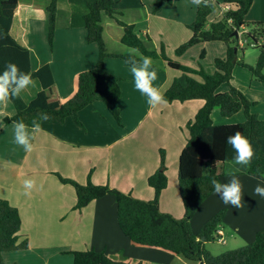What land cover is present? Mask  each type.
I'll list each match as a JSON object with an SVG mask.
<instances>
[{
    "label": "crops",
    "instance_id": "1",
    "mask_svg": "<svg viewBox=\"0 0 264 264\" xmlns=\"http://www.w3.org/2000/svg\"><path fill=\"white\" fill-rule=\"evenodd\" d=\"M50 1L45 0L46 4ZM88 1L90 0L58 1L53 49L48 43L46 18L29 21L27 26L17 18L12 29L14 37L30 51L32 71H37L46 64L50 65L62 99L73 92L76 74L93 69L98 61L97 45L86 42V29L79 24L80 15L86 12L85 4ZM210 1L216 4V9L208 19L211 23L207 24V28L220 21L227 9H232L223 0ZM114 2L116 19H123L122 22L134 26L142 40L147 36L151 38V42L144 41L146 46L159 52L160 47L165 45L170 59H178L184 63L188 53L180 58L175 51L192 35L187 26L195 20L197 6L191 0H175L172 6L163 4L156 14L154 9L160 5V0ZM73 6L79 13L75 27L72 26ZM116 19L103 14V36L111 54H126L129 50L121 44L123 28ZM246 21L249 24L264 22V0H254ZM247 31L245 28L241 32ZM111 40L115 44L120 43V50H111ZM213 43L205 44L206 48H214L216 51L214 64L215 59L226 56V47L221 42ZM152 62L158 77L153 82L154 86L163 94L174 79L185 82L182 73L169 68L166 61L161 59ZM105 66L111 74L121 79L118 105L122 109V125L117 123L105 103L96 102L80 111L77 119L69 117L63 123H42L41 131L32 140L34 150L26 153L14 142L13 122L4 121L6 117L15 115V106L9 101L6 107L0 108L4 113L0 115V198L19 210L21 230L18 243H28L25 250L4 253L6 264H74L71 253L87 250L152 264H172L176 260L183 262L167 253L133 247L119 229L117 202L112 195L95 200L82 210H75L77 197L74 188L62 184L55 175L86 184L91 174L90 180L95 185H109L139 200L151 201L154 199V190L148 186L147 181L158 170L160 151L164 150L168 185L161 193L159 208L161 212L176 219L184 217L178 184V162L188 139L187 123L194 119L203 106V101H174L152 108L147 104L146 97L135 89L130 67L123 60L107 58ZM210 69L209 72H213L212 67ZM232 84L256 103L252 111L258 114L259 119L264 120V82L252 78L247 69L236 66ZM40 90L39 82L33 80V84L22 91L21 96L30 102ZM228 90V85L219 88L221 93ZM212 118L216 125L245 121L242 111L231 117H222L217 109ZM230 163H226L225 173ZM237 175L243 185L244 207L237 209L225 204L219 195L213 193L191 220L194 233L218 212L225 210V218L218 232L221 231L226 237L225 225L237 235L232 243L237 244L240 238L246 244L253 243L264 225V197L254 192L258 184L264 187V176L250 175L248 168L242 169ZM253 176L256 178H252ZM28 178L35 179L37 185L30 197L23 195L22 186L23 180ZM229 179L225 175L221 183H227ZM250 193H253V198ZM223 242L226 244L225 239ZM240 247L235 246L231 250ZM184 264L200 262L188 261Z\"/></svg>",
    "mask_w": 264,
    "mask_h": 264
},
{
    "label": "trees",
    "instance_id": "2",
    "mask_svg": "<svg viewBox=\"0 0 264 264\" xmlns=\"http://www.w3.org/2000/svg\"><path fill=\"white\" fill-rule=\"evenodd\" d=\"M58 1L51 0H0V74L8 63H15L21 71L30 73L33 80L41 85L34 99L27 102L23 97L10 101L16 109L13 117H6L5 123L23 120L29 128L34 119L40 123H63L69 117L77 119L80 111L96 103L103 102L119 125H122V109L118 102L121 98V79L111 74L105 66L107 58L123 60L127 66L129 53L111 54L103 36V14L115 18L114 0H90L86 2V12L80 15V25L86 29V42L98 47V61L93 69L76 74L74 90L69 97L62 99L59 95L53 73L49 64L37 71L31 69L30 51L12 34L14 22L17 18L24 21L26 26L32 20H47L48 43L53 49L55 30L57 26ZM175 0H160V5L154 9L158 13L161 5L172 6ZM254 0H223L232 9L224 13L223 18L212 23L207 28L208 19L216 9V4L210 1L209 6H197L195 20L187 27L191 31V38L178 47L177 56L183 55L192 47L200 43L221 42L226 47V56L214 60V71L204 69L193 70L171 60L162 45L160 53L149 50L146 41L151 42L149 36L146 41L136 33L134 26L117 20L123 28L121 44L128 50L136 48L139 52L152 60L158 58L167 62L169 68L185 74V82L174 79L169 89L164 93L168 103H181L191 100H202L193 120L187 123L188 139L181 151L178 162V184L184 207V217L176 219L161 212L159 199L163 190L167 188V166L165 151H160L158 170L148 178V186L154 190L151 201L139 200L130 194L123 193L109 185H95L88 176L86 184L64 178L55 174L62 184L74 188L77 203L75 210H82L91 202L112 195L117 202V223L121 232L130 240L133 247L156 250L176 257H183L187 261L202 262L203 264H264V229L256 234L255 241L244 247L227 251L221 255H212L205 246L209 241L217 240V233L223 224L226 211L222 210L208 220L198 235L191 229V220L200 206L214 193L210 183L212 178L219 182L226 175L225 165L232 161L234 155L226 138L240 131L251 142L255 156L248 168L250 175L264 176V120L252 111L256 106L243 92L232 84L233 71L241 66L251 72L252 76L264 82V22L249 24L246 15ZM76 12L73 11L72 26L77 25ZM249 28L245 37L254 49L259 50V56L254 66L244 63L238 58L235 49L240 48L239 39L234 32H241ZM205 51H202V57ZM139 60V56L136 57ZM193 76H198V81ZM228 85L229 90L219 92V88ZM220 111L222 117H231L243 112L245 121L238 124L216 125L212 115L215 110ZM46 112L48 120H39V114ZM80 124V122L78 121ZM258 170V171H257ZM21 230L19 210L7 200L0 198V264H6L3 254L17 250H25L28 243H18ZM205 238V241H201ZM74 264H152L132 258H115L105 252L94 250L76 251Z\"/></svg>",
    "mask_w": 264,
    "mask_h": 264
},
{
    "label": "clouds",
    "instance_id": "3",
    "mask_svg": "<svg viewBox=\"0 0 264 264\" xmlns=\"http://www.w3.org/2000/svg\"><path fill=\"white\" fill-rule=\"evenodd\" d=\"M191 2L196 6L210 5V0H191ZM137 56H139V60L136 59ZM127 63L130 65L134 87L146 97L147 104L152 108L166 105L168 101L163 92L155 87L153 83L158 77L156 70L152 67V59L143 56L138 49L130 48ZM32 84L33 79L30 73L21 71L15 63H8L5 70L0 74V108L6 107L11 99L19 98L21 92ZM0 115H4V113L0 111ZM49 118L46 112L39 114V120H48ZM40 131L41 125L37 119L33 120L31 131H29V126L23 120L13 122L14 142L21 146L26 153H31L34 150L32 140L34 135ZM226 143L234 153L226 173L230 179L227 183H221L212 178L210 183L213 186L214 193L219 195L225 204H230L239 209L244 207V203H242L243 185L237 174L242 169L251 166L255 150L249 139L240 131L229 135L226 138ZM252 178L255 179L256 177L253 176ZM22 186L24 189L23 195L30 197L37 185L35 179L28 178L23 180ZM254 192L256 195L264 197V187L259 184L255 187Z\"/></svg>",
    "mask_w": 264,
    "mask_h": 264
},
{
    "label": "rangeland",
    "instance_id": "4",
    "mask_svg": "<svg viewBox=\"0 0 264 264\" xmlns=\"http://www.w3.org/2000/svg\"><path fill=\"white\" fill-rule=\"evenodd\" d=\"M72 10L74 12H76V15H78V11L76 10V8L73 6ZM120 21H122L123 19H119ZM208 23H211L210 21H208ZM248 31H249V28H247ZM107 34H109V30L107 31ZM114 34V33H113ZM144 41H146L145 38H143ZM110 44H111V50H120L119 47H120V43H116L111 40L109 41ZM242 43V45H239L240 48H238V58H240V60H245L246 62H249V64H252L253 66L255 65L256 63V60L258 59V56H259V50L258 49H254L251 45H250V41H248L245 37V33H242L240 32V38H239V44ZM211 45L214 44L213 42L210 43ZM182 45V44H181ZM180 45V46H181ZM165 46V45H164ZM179 46V47H180ZM197 46H200V47H193L191 48V52H185L183 55L181 56H177V57H184L185 54L186 57L184 59V63H182L181 61H179L178 59H174L181 62L182 65L190 68V69H193V70H200V69H204L206 71L209 72L210 67H212V70L214 71V64H213V59L216 58V51L214 48H206V44L205 43H200L199 45ZM205 47V48H204ZM147 48L149 50H155L153 47L151 46H147ZM161 49V47H160ZM205 51V56L202 57V51ZM157 52V51H156ZM129 53V52H127ZM158 54L160 53V50L159 52H157ZM244 54L246 55V58H244ZM157 60H161L160 58L156 59ZM172 60V59H171ZM176 62V61H175ZM158 63V62H157ZM180 63V64H181ZM159 64V63H158ZM180 72V71H179ZM182 73L181 76H183L185 78V74L183 72H180ZM264 73V71H263ZM194 78H196L198 81H201V78L198 77V76H193ZM252 78H254L252 76ZM255 79V78H254ZM257 80V79H255ZM253 193H250V197L253 198L254 195H252ZM263 220H264V210H263ZM202 228V227H201ZM191 229H193L191 227ZM264 229V225L262 226V228L260 230H263ZM201 229H199V231L197 233H193L195 235H198L199 232H200ZM224 231L226 233V237H224V239L226 240V244L222 241H218V240H214V241H209L206 243V249L214 256H218V255H221L229 250H231L233 247L237 246V247H240V246H246L248 244H246V241L244 239H241L239 240V242L236 244V243H232V240L234 238H237V235L234 233V231L232 229H230L228 226H225L224 225ZM236 235V236H235ZM256 238V237H255ZM255 238H254V241H255ZM224 241V240H223ZM253 241V242H254ZM251 244V243H250ZM241 248V247H240ZM164 253V252H163ZM167 255V254H166ZM169 255V254H168ZM171 257L174 258V256L171 255ZM176 257V256H175ZM177 259H182L181 261L183 262H180L178 260H176L175 262H173L172 264H184V262L188 263L187 260H185L183 257H177Z\"/></svg>",
    "mask_w": 264,
    "mask_h": 264
},
{
    "label": "built area",
    "instance_id": "5",
    "mask_svg": "<svg viewBox=\"0 0 264 264\" xmlns=\"http://www.w3.org/2000/svg\"><path fill=\"white\" fill-rule=\"evenodd\" d=\"M227 10H229V9H227ZM226 10V11H227ZM242 43H240V45H241ZM217 240L218 241H222L223 242V240H224V235H223V233L220 231V232H218L217 233Z\"/></svg>",
    "mask_w": 264,
    "mask_h": 264
},
{
    "label": "water",
    "instance_id": "6",
    "mask_svg": "<svg viewBox=\"0 0 264 264\" xmlns=\"http://www.w3.org/2000/svg\"><path fill=\"white\" fill-rule=\"evenodd\" d=\"M234 37L239 39V32L238 31H235L234 32ZM235 52L237 53V49H235ZM201 241H205V238H201ZM200 264H203L202 262H200Z\"/></svg>",
    "mask_w": 264,
    "mask_h": 264
}]
</instances>
